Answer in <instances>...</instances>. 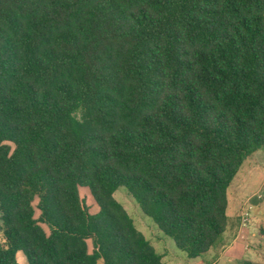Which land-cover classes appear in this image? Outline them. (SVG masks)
Instances as JSON below:
<instances>
[{
  "label": "trees",
  "instance_id": "16d2710c",
  "mask_svg": "<svg viewBox=\"0 0 264 264\" xmlns=\"http://www.w3.org/2000/svg\"><path fill=\"white\" fill-rule=\"evenodd\" d=\"M262 149L264 0H0V264L202 258Z\"/></svg>",
  "mask_w": 264,
  "mask_h": 264
},
{
  "label": "crops",
  "instance_id": "0c3cea01",
  "mask_svg": "<svg viewBox=\"0 0 264 264\" xmlns=\"http://www.w3.org/2000/svg\"><path fill=\"white\" fill-rule=\"evenodd\" d=\"M248 161V166L246 163L242 166L228 191V226L220 246L206 254L210 257L190 259L182 251L179 253L163 248V244L168 241L158 229L155 228L157 233L154 241L139 229L162 256L164 264H218L221 261L255 263L258 255L256 251V255H250L248 245L260 237L263 240L260 241V248L264 249V149L256 152ZM258 195H262V198L259 199ZM246 212L250 214L251 221L249 226L241 227V218ZM22 264H27V260Z\"/></svg>",
  "mask_w": 264,
  "mask_h": 264
},
{
  "label": "rangeland",
  "instance_id": "374dc122",
  "mask_svg": "<svg viewBox=\"0 0 264 264\" xmlns=\"http://www.w3.org/2000/svg\"><path fill=\"white\" fill-rule=\"evenodd\" d=\"M249 161H246V166H248ZM81 195L82 198L87 202V204L89 205V209L90 212L94 213L97 209V206L95 204V202L93 201L92 197L90 196V193L88 190H81ZM115 199L124 207V209L127 211V213L131 216V218L133 219L135 226L137 227V229H141L146 236L154 241L156 233H157V226L156 224L152 221L151 218H149L148 216H146L142 209L140 208V206L138 205V203L135 201V199L132 197V195L124 188H120L118 191L115 192L114 194ZM34 206L36 208V218L39 217V211L37 209V201L34 202ZM0 226H1V221H0ZM44 229L48 232V228L46 226H44ZM156 228V229H155ZM158 231H160L158 229ZM161 232V231H160ZM162 233V232H161ZM162 235L165 237V239L168 241L167 243L163 244V248L166 249H170V251L174 250V251H180L179 253H181V250L178 249V247L176 246V243L174 242L173 239L165 236L163 233ZM261 240L260 237L255 238V240H253V242L248 245V250H250V255H256L257 253V258L255 259V263H250V264H264V249L262 250L261 247ZM88 245H89V249L90 251L93 250V245L91 241H88ZM162 247V246H161ZM264 248V247H263ZM256 251V253H255ZM182 253H184L182 251ZM206 257H210L205 255ZM203 256V257H205ZM26 259L25 255L23 252H18L17 253V262L18 264H22V262ZM218 264H237L236 262H219Z\"/></svg>",
  "mask_w": 264,
  "mask_h": 264
},
{
  "label": "built area",
  "instance_id": "2783aa9c",
  "mask_svg": "<svg viewBox=\"0 0 264 264\" xmlns=\"http://www.w3.org/2000/svg\"><path fill=\"white\" fill-rule=\"evenodd\" d=\"M259 199L262 198V195L257 196ZM250 214L248 212L244 213L241 218V227H247L250 224Z\"/></svg>",
  "mask_w": 264,
  "mask_h": 264
}]
</instances>
